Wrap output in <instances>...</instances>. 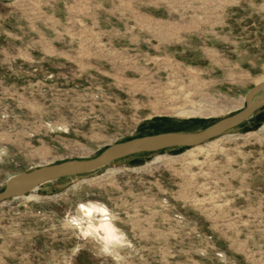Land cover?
Masks as SVG:
<instances>
[{
	"label": "rangeland",
	"instance_id": "obj_1",
	"mask_svg": "<svg viewBox=\"0 0 264 264\" xmlns=\"http://www.w3.org/2000/svg\"><path fill=\"white\" fill-rule=\"evenodd\" d=\"M263 80L264 0H0V191L38 165L202 129ZM202 145L1 203L0 264H264V108ZM89 203L122 240L93 230L100 214L76 220Z\"/></svg>",
	"mask_w": 264,
	"mask_h": 264
},
{
	"label": "water",
	"instance_id": "obj_2",
	"mask_svg": "<svg viewBox=\"0 0 264 264\" xmlns=\"http://www.w3.org/2000/svg\"><path fill=\"white\" fill-rule=\"evenodd\" d=\"M264 108V80L245 95V106L196 131H170L134 137L107 146L98 155L38 165L8 177L0 191V204L38 189L40 186L72 176L94 173L111 163L142 153H155L175 147H195L238 128Z\"/></svg>",
	"mask_w": 264,
	"mask_h": 264
},
{
	"label": "bare ground",
	"instance_id": "obj_3",
	"mask_svg": "<svg viewBox=\"0 0 264 264\" xmlns=\"http://www.w3.org/2000/svg\"><path fill=\"white\" fill-rule=\"evenodd\" d=\"M202 113H203L202 109L199 107L197 108L182 107L178 110V114L182 116H192V115L202 114ZM196 150L203 151L205 150V147L204 145L201 144V145L191 148L190 152H193ZM164 159H165L164 155H157L154 158L153 162L162 161ZM80 211H81V218L76 219L78 222H80L85 216H87L89 219H93L98 214L101 215V218L97 221L98 223L96 224V226L93 227V230L95 232L103 231L104 234L106 235V243H109L111 241L116 242V241L122 240V237L119 235L120 234L119 231L115 228L113 220L110 217L108 213V209L106 207L104 208L99 205L97 206L95 204L89 203L87 205L81 206Z\"/></svg>",
	"mask_w": 264,
	"mask_h": 264
},
{
	"label": "trees",
	"instance_id": "obj_4",
	"mask_svg": "<svg viewBox=\"0 0 264 264\" xmlns=\"http://www.w3.org/2000/svg\"><path fill=\"white\" fill-rule=\"evenodd\" d=\"M245 124V123H244ZM244 124H242V125H244ZM241 125V126H242ZM240 127V126H239ZM134 138V137H133ZM129 139H132V138H128V139H126V140H129ZM126 140H123V141H126ZM181 148H189V147H185V146H182V147H175V148H170V149H181ZM104 150V149H103ZM102 150V151H103ZM166 150H169V149H166ZM166 150H162V151H166ZM150 154H152V153H142V154H138V155H134V156H132V157H137V156H139V155H150ZM135 161V160H134ZM103 169V168H102ZM101 170V169H100ZM99 171V170H98Z\"/></svg>",
	"mask_w": 264,
	"mask_h": 264
},
{
	"label": "crops",
	"instance_id": "obj_5",
	"mask_svg": "<svg viewBox=\"0 0 264 264\" xmlns=\"http://www.w3.org/2000/svg\"><path fill=\"white\" fill-rule=\"evenodd\" d=\"M262 109H263V108H262ZM259 111H260V110H259ZM259 111H258V112H259ZM258 112H257V113H258ZM257 113H256V114H257ZM256 114H255V115H256ZM255 115H254V116H255ZM254 116H253V117H254ZM250 119H251V118H250ZM250 119H249V120H250ZM249 120H248V121H249ZM248 121H247V122H248ZM162 132H170V131H162ZM162 132H159V133H162ZM153 134H157V133H153ZM148 135H151V134H148ZM141 136H142V135H141ZM143 136H144V135H143Z\"/></svg>",
	"mask_w": 264,
	"mask_h": 264
}]
</instances>
